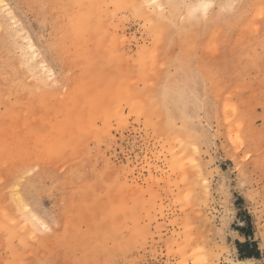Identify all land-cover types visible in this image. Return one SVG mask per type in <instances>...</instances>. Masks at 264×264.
<instances>
[{"label": "rangeland", "instance_id": "1", "mask_svg": "<svg viewBox=\"0 0 264 264\" xmlns=\"http://www.w3.org/2000/svg\"><path fill=\"white\" fill-rule=\"evenodd\" d=\"M182 1L0 0V264H264V0Z\"/></svg>", "mask_w": 264, "mask_h": 264}, {"label": "bare ground", "instance_id": "2", "mask_svg": "<svg viewBox=\"0 0 264 264\" xmlns=\"http://www.w3.org/2000/svg\"><path fill=\"white\" fill-rule=\"evenodd\" d=\"M85 1V0H84ZM157 1V0H156ZM163 1V0H162ZM184 1V0H183ZM182 1V3H184V2H186V1H184L183 2ZM211 2H212V0H210ZM210 1L209 0H196L195 2H190L191 4H188L187 6H189V10H191V8H197V7H199V5H201L200 7H203L204 5H207L208 3H210ZM37 2V1H36ZM41 2V1H40ZM43 2V1H42ZM166 2V1H165ZM171 2H173V1H171ZM160 3V2H159ZM164 3V2H163ZM177 3V2H176ZM181 3V4H182ZM229 3V2H228ZM173 4H175V3H173ZM172 4V5H173ZM218 4V3H217ZM220 4V3H219ZM152 5H154V6H156L154 3L152 4ZM160 5H162L161 3H160ZM169 4H167V7L169 8V6H168ZM171 5V4H170ZM176 5H180V4H176ZM203 5V6H202ZM87 6V5H86ZM186 6V7H187ZM219 6V5H218ZM54 7V6H53ZM153 7V6H152ZM178 7V6H177ZM181 7V9H182V7L183 6H180ZM204 7H206V6H204ZM225 7V6H224ZM41 8H42V6H41ZM40 8V9H41ZM73 8V7H72ZM154 8H158V7H154ZM153 8V9H154ZM166 8V7H165ZM170 8H171V6H170ZM160 9L162 10V8H161V6H160ZM164 9V8H163ZM181 9H179V10H181ZM187 9V8H186ZM188 9H187V11H188ZM158 10H159V8H158ZM160 10V11H161ZM183 10V9H182ZM203 10V9H202ZM163 11V10H162ZM161 11V13H163ZM172 11V10H171ZM186 11V10H185ZM156 12V11H155ZM167 12H170V11H167ZM154 13V12H153ZM173 13H174V11H173ZM159 14V13H158ZM158 14H157V16H158ZM172 13H170V15H171ZM160 15V14H159ZM166 15V14H165ZM169 15V16H170ZM174 15V14H173ZM161 16H163V14L162 15H160V19H161ZM172 16V15H171ZM175 16V15H174ZM173 17V16H172ZM156 18V17H155ZM169 18V17H168ZM171 18V17H170ZM149 19V18H148ZM159 20V19H158ZM162 21H163V19H161ZM91 21V20H90ZM154 21H155V19H154ZM96 22V21H95ZM156 22V23H155ZM154 23L157 25V21H155ZM180 22V21H179ZM101 23V22H100ZM168 23V22H167ZM173 23V22H172ZM80 24V23H79ZM163 24V23H162ZM165 24V23H164ZM10 25V24H9ZM154 25V24H153ZM169 25H170V23H169ZM177 25V24H176ZM180 26V25H179ZM81 27V26H80ZM13 28V27H12ZM82 28V27H81ZM162 29V28H161ZM160 29V30H161ZM101 32V31H100ZM99 32V33H100ZM159 32V31H158ZM70 33V32H69ZM77 32H75V34H76ZM64 34H66V33H64ZM77 34H79V33H77ZM91 34V33H90ZM177 34V33H176ZM156 35H157V33H156ZM160 35V34H159ZM19 38V37H18ZM82 38H84V37H82ZM96 38V37H95ZM4 39V38H3ZM74 40H76L75 38H74ZM80 40V39H79ZM96 41V40H95ZM76 44H78V43H76ZM9 45V44H8ZM84 47V46H83ZM143 47V46H142ZM152 47V46H151ZM21 48V47H20ZM153 48V47H152ZM19 50V49H18ZM74 50V49H73ZM76 52V51H75ZM26 53V52H25ZM31 54V53H30ZM26 55V54H25ZM21 56V55H20ZM28 56V55H27ZM23 57V56H22ZM24 58V57H23ZM29 58V57H28ZM16 59V58H15ZM30 59V58H29ZM28 59V60H29ZM27 60V59H26ZM35 61V60H34ZM17 62V61H16ZM20 62H22V61H20ZM28 62V61H27ZM26 63V62H25ZM19 64V63H18ZM16 66V65H15ZM30 67H32V66H30ZM39 67V66H38ZM29 68V67H28ZM14 70V69H13ZM25 70H27V69H25ZM20 71V70H19ZM28 71V70H27ZM39 71V70H38ZM28 72H30V71H28ZM18 73V72H17ZM25 73V72H24ZM31 73V72H30ZM11 75V74H10ZM16 75H18V74H16ZM11 80V79H10ZM14 81V80H13ZM18 84V83H17ZM180 85V84H179ZM182 93V92H181ZM177 96V95H176ZM178 97V96H177ZM169 98V97H168ZM179 98V97H178ZM166 99V98H165ZM166 101V100H165ZM178 101V100H177ZM180 101V100H179ZM170 112V111H169ZM190 114V113H189ZM179 117V116H178ZM189 117V116H188ZM174 119V118H173ZM184 119V118H183ZM76 132V131H75ZM81 133H83V132H81ZM76 135V134H75ZM79 136V135H78ZM85 136V135H84ZM75 137H77V136H75ZM82 139V138H81ZM80 139V140H81ZM20 171H21V169H20ZM23 174V173H22ZM25 174V173H24ZM21 175V174H20ZM10 176V175H9ZM17 179V178H16ZM20 179V178H19ZM18 180V179H17ZM14 181V180H13ZM11 183V182H10ZM19 183H20V180H19ZM12 184V183H11ZM10 184V185H11ZM15 185V186H14ZM14 185H12L11 186V189H10V191H8L9 192V196H10V200L12 201V203H13V205H12V207L14 208H16L17 209V211L19 210L20 212H21V214H23V215H28V214H30L31 213V211L29 210V209H26V204L24 203V200L25 199H23V197H22V194H21V192H19V190H17V187H16V184H14ZM7 187V186H6ZM20 189V188H19ZM1 194V193H0ZM83 194V193H82ZM4 195V194H3ZM11 203V204H12ZM30 211V213H29V211ZM3 212V211H2ZM19 212V213H20ZM17 213V212H16ZM105 215V214H104ZM30 216V215H29ZM0 217H2V219H3V221H2V224H0V229L1 230H3V232L4 233H6V232H11V231H14L15 230V228H13L12 226H11V223H10V219L8 218V216H6L4 213H1L0 214ZM11 217V216H10ZM20 217V216H19ZM100 217V216H99ZM102 217H104V216H102ZM71 218V217H70ZM24 219H26V218H24ZM102 219V218H101ZM12 220V219H11ZM68 220V219H67ZM70 220V219H69ZM21 222V221H20ZM29 223H31V222H29ZM39 223V222H38ZM22 224V222L20 223V226L18 225V227H20V228H22L23 229V225H21ZM17 225V224H16ZM32 225V224H31ZM35 225V224H34ZM33 226V225H32ZM43 226V225H42ZM14 227H15V225H14ZM47 227V226H46ZM3 228V229H2ZM16 229H18V228H16ZM18 231H19V229H18ZM67 232V231H66ZM65 232V233H66ZM12 233V232H11ZM16 233H17V231H16ZM9 234V233H8ZM6 236V235H5ZM10 236V235H9ZM8 237V236H7ZM101 240V239H100ZM103 241V240H102ZM22 243V242H21ZM20 243V244H21ZM13 247V246H12ZM98 247V246H97ZM99 248V247H98ZM73 252V251H72ZM251 259L252 258H240V259H238V262L236 263V264H250V262H251ZM82 261V260H81ZM83 262V261H82Z\"/></svg>", "mask_w": 264, "mask_h": 264}, {"label": "trees", "instance_id": "3", "mask_svg": "<svg viewBox=\"0 0 264 264\" xmlns=\"http://www.w3.org/2000/svg\"><path fill=\"white\" fill-rule=\"evenodd\" d=\"M241 232H243L242 230H239ZM236 247L238 252L241 254V257H257V252L253 253L252 250H256L257 245L255 242H249V241H245V242H240V241H236ZM243 248H250L249 251L247 253H242Z\"/></svg>", "mask_w": 264, "mask_h": 264}]
</instances>
